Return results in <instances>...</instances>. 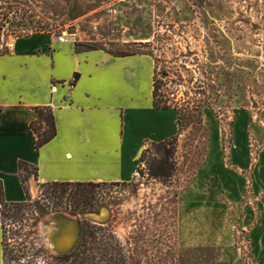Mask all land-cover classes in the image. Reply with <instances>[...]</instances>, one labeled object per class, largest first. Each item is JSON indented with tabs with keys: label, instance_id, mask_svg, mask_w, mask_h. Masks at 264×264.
<instances>
[{
	"label": "rangeland",
	"instance_id": "obj_1",
	"mask_svg": "<svg viewBox=\"0 0 264 264\" xmlns=\"http://www.w3.org/2000/svg\"><path fill=\"white\" fill-rule=\"evenodd\" d=\"M63 36L80 51L150 55L159 82L166 77L183 92L179 134L166 147L172 174L150 176L162 147L146 143L131 183L95 188L85 200L90 208L75 211L71 191L49 197L34 183L33 167L20 170L24 199L18 188H8V197L25 207L0 204L4 264H264L252 238L264 189L244 172L241 193L222 192L216 182L213 195L215 179L206 172L213 128L232 165L239 112L250 162L264 158V0H0V52L11 51L7 43ZM103 205L112 217L104 226L80 220L83 243L75 253L57 255L43 241L45 218Z\"/></svg>",
	"mask_w": 264,
	"mask_h": 264
},
{
	"label": "crops",
	"instance_id": "obj_2",
	"mask_svg": "<svg viewBox=\"0 0 264 264\" xmlns=\"http://www.w3.org/2000/svg\"><path fill=\"white\" fill-rule=\"evenodd\" d=\"M40 49L49 53H39ZM154 76L150 55L76 51L70 40L30 38L18 41L9 53L0 52V181L5 201L16 203L9 199L8 188H18L20 202L24 199L20 163L36 169L37 185L131 183L146 143L179 134L176 109L153 105ZM37 107L51 108L56 128L55 137L38 151L37 136L30 129ZM233 119L234 138L228 149L232 165L224 161L225 142L213 128L206 172L214 176L213 187L222 182V192L237 188L241 193L244 172L263 190L264 158L250 162L246 118L239 112ZM217 187L211 194L218 193ZM257 217L252 238L264 257V213ZM0 264H4L1 225Z\"/></svg>",
	"mask_w": 264,
	"mask_h": 264
},
{
	"label": "trees",
	"instance_id": "obj_3",
	"mask_svg": "<svg viewBox=\"0 0 264 264\" xmlns=\"http://www.w3.org/2000/svg\"><path fill=\"white\" fill-rule=\"evenodd\" d=\"M81 45H76L75 49L76 51H80L79 47ZM125 56V55H123ZM77 75L74 78V81H76ZM160 82L157 78V75L154 76V90H153V105L156 109H168V108H174L177 111V121L178 125L180 127L181 119L179 116V111L176 107H172L171 105H168L166 101H164L163 97L159 94L160 89ZM34 112L36 114V120L33 121L30 124V129L36 134L37 139L34 144V149L38 151L43 145L48 143L50 140H52L56 135V128H55V122L53 113L50 107H37L34 109ZM176 137H172L170 139H167L160 143H153L155 145H159L162 147V158L159 160V162L156 163L152 167V173H150V176L153 178H170L172 174V167L169 163V154H167L166 147L174 142ZM172 145V144H171ZM141 158L139 159V162H141ZM28 166L24 163L19 164V169L22 170L24 168H27ZM35 170V177H36V169ZM24 177L21 179V184L23 185ZM118 184V183H117ZM107 184L104 183H47L43 184L42 187H47L46 193L49 197L55 198V199H62L64 198L68 192H72V198L73 201V207L75 211H78L80 209L87 210L88 205L86 201H88L91 197H93L95 188H99L102 186H106ZM114 185V184H112ZM86 200V201H85ZM0 204H4L5 207L9 208L11 207L13 210L15 209H21L25 207L22 203H6L4 199V189L2 181H0ZM100 207V206H99ZM98 207V208H99ZM97 208V209H98ZM84 212V211H83ZM82 227L80 232L79 240L75 246V248L70 251L67 254L60 255V256H68L70 254L75 253L83 243V235H82Z\"/></svg>",
	"mask_w": 264,
	"mask_h": 264
},
{
	"label": "bare ground",
	"instance_id": "obj_4",
	"mask_svg": "<svg viewBox=\"0 0 264 264\" xmlns=\"http://www.w3.org/2000/svg\"><path fill=\"white\" fill-rule=\"evenodd\" d=\"M93 214L84 217L94 225L104 226L107 217H112L111 210L102 208L98 211H87ZM84 220V219H83ZM86 220V219H85ZM79 217L71 216L66 213L53 214L43 221L41 237L53 253H61L71 247L75 239V225L79 222ZM75 248V247H74ZM73 248V249H74Z\"/></svg>",
	"mask_w": 264,
	"mask_h": 264
},
{
	"label": "built area",
	"instance_id": "obj_5",
	"mask_svg": "<svg viewBox=\"0 0 264 264\" xmlns=\"http://www.w3.org/2000/svg\"><path fill=\"white\" fill-rule=\"evenodd\" d=\"M59 43H65L70 38L68 36H63L57 38ZM7 48L12 50L14 48L13 43H7L5 44ZM3 47V43L0 44V49ZM166 77L164 79H161V86L159 89V94L163 97L164 101L167 102L168 105H171L172 107H176V104L180 103L181 98L184 97L183 92L177 88L178 86H172L171 82L166 83ZM174 103V104H173Z\"/></svg>",
	"mask_w": 264,
	"mask_h": 264
},
{
	"label": "water",
	"instance_id": "obj_6",
	"mask_svg": "<svg viewBox=\"0 0 264 264\" xmlns=\"http://www.w3.org/2000/svg\"><path fill=\"white\" fill-rule=\"evenodd\" d=\"M102 208H107V206H105V205L100 206V207L98 208V211H99L100 209H102ZM88 214H93V213H90V212H87V211L80 212L79 215H78V217H79L80 220H83V219H84V220H85V219L87 220V218H85L84 216H85V215L87 216ZM109 220H110V217H109V214H108L107 222L105 223V225L109 222ZM87 221H89V220H87ZM80 232H81V224H80V221H79V222H77L76 225H75V239H74V242H73V244L71 245V247H70L69 249H67L66 251H64V252L56 253V251H55V253H56L57 255H64V254H67V253H69L70 251H72L73 248L76 246L78 240H79Z\"/></svg>",
	"mask_w": 264,
	"mask_h": 264
}]
</instances>
